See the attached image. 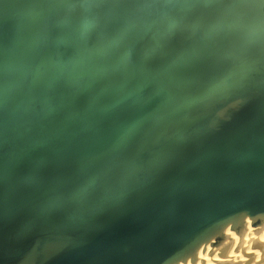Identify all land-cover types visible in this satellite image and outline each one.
I'll use <instances>...</instances> for the list:
<instances>
[{"label": "water", "instance_id": "water-1", "mask_svg": "<svg viewBox=\"0 0 264 264\" xmlns=\"http://www.w3.org/2000/svg\"><path fill=\"white\" fill-rule=\"evenodd\" d=\"M264 217V0H0V264H176Z\"/></svg>", "mask_w": 264, "mask_h": 264}, {"label": "bare ground", "instance_id": "bare-ground-1", "mask_svg": "<svg viewBox=\"0 0 264 264\" xmlns=\"http://www.w3.org/2000/svg\"><path fill=\"white\" fill-rule=\"evenodd\" d=\"M244 219L225 227L176 264H245L251 259L264 264V217H253L246 223Z\"/></svg>", "mask_w": 264, "mask_h": 264}, {"label": "rangeland", "instance_id": "rangeland-1", "mask_svg": "<svg viewBox=\"0 0 264 264\" xmlns=\"http://www.w3.org/2000/svg\"><path fill=\"white\" fill-rule=\"evenodd\" d=\"M248 248V247H247ZM246 248V249H247ZM248 250V249H247ZM264 252V251H263ZM262 253V252H261ZM262 258H263V256H262ZM255 261V264H257V260H254ZM254 261L251 259L250 261H249V263L248 262H245V264H252L251 262H253V264H254ZM259 262H260V260L258 261V264H259ZM244 262H241V264H243Z\"/></svg>", "mask_w": 264, "mask_h": 264}]
</instances>
